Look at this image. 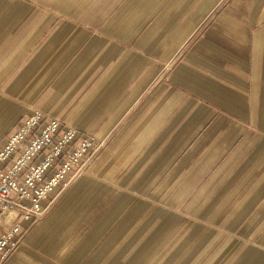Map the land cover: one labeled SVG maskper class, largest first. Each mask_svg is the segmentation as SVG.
<instances>
[{
  "label": "crops",
  "instance_id": "crops-1",
  "mask_svg": "<svg viewBox=\"0 0 264 264\" xmlns=\"http://www.w3.org/2000/svg\"><path fill=\"white\" fill-rule=\"evenodd\" d=\"M35 110L94 146L1 264H264V0H0V146Z\"/></svg>",
  "mask_w": 264,
  "mask_h": 264
},
{
  "label": "built area",
  "instance_id": "built-area-1",
  "mask_svg": "<svg viewBox=\"0 0 264 264\" xmlns=\"http://www.w3.org/2000/svg\"><path fill=\"white\" fill-rule=\"evenodd\" d=\"M77 137L74 127L60 129L58 119L35 110L0 146V264L43 215L52 192L84 170L94 141L74 147Z\"/></svg>",
  "mask_w": 264,
  "mask_h": 264
},
{
  "label": "rangeland",
  "instance_id": "rangeland-1",
  "mask_svg": "<svg viewBox=\"0 0 264 264\" xmlns=\"http://www.w3.org/2000/svg\"><path fill=\"white\" fill-rule=\"evenodd\" d=\"M85 167V166H84ZM78 174L79 173H77V175L76 176H78ZM71 185H73V177L70 179V181L65 185V187H69V186H71Z\"/></svg>",
  "mask_w": 264,
  "mask_h": 264
}]
</instances>
